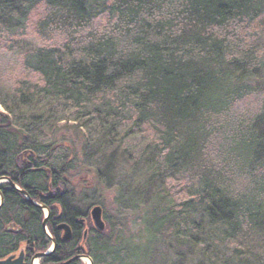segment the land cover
I'll use <instances>...</instances> for the list:
<instances>
[{
    "label": "trees",
    "instance_id": "1",
    "mask_svg": "<svg viewBox=\"0 0 264 264\" xmlns=\"http://www.w3.org/2000/svg\"><path fill=\"white\" fill-rule=\"evenodd\" d=\"M263 16L264 0H0V50L31 76L0 87V165L25 154L90 167L93 190L148 202L147 253L163 245L165 264H264V108L233 114L264 90L260 47L239 32ZM57 132L79 134L81 150ZM182 173L192 185L176 200L168 183ZM105 230V264L141 259Z\"/></svg>",
    "mask_w": 264,
    "mask_h": 264
},
{
    "label": "flooded vegetation",
    "instance_id": "2",
    "mask_svg": "<svg viewBox=\"0 0 264 264\" xmlns=\"http://www.w3.org/2000/svg\"><path fill=\"white\" fill-rule=\"evenodd\" d=\"M25 157L16 155L12 169L0 165V262L105 264L106 230L93 226L91 204L59 185L64 172L71 183V170ZM26 175H42L44 187Z\"/></svg>",
    "mask_w": 264,
    "mask_h": 264
},
{
    "label": "rangeland",
    "instance_id": "3",
    "mask_svg": "<svg viewBox=\"0 0 264 264\" xmlns=\"http://www.w3.org/2000/svg\"><path fill=\"white\" fill-rule=\"evenodd\" d=\"M37 17L36 12L31 16L30 21L35 20ZM245 31V33H244ZM241 32L242 38L246 44H256L260 48L257 49L258 59L261 60L264 66V16L256 20L255 23L251 24L248 28L239 30ZM33 30L31 26L27 28V36L35 42L40 44H48L44 42L39 36L32 34ZM15 50L10 51L5 47L0 50V87L3 89L14 88L19 80L24 78H31L22 69L21 57L15 52ZM264 71V68H263ZM264 81V80H263ZM261 83V82H260ZM264 108V90L259 89V91L253 95H249L244 100L236 104L233 114L244 117L251 116L258 113ZM0 112H3V108L0 105ZM264 121V113L260 115ZM56 141H68L72 144L74 149L78 150L82 148L81 138L79 134L75 132H57ZM122 168L121 158H117L115 162V167ZM118 173L114 180L123 181L125 179L124 174ZM101 174H105V170L101 171ZM106 176V175H105ZM179 180L174 182H169V192L173 197L177 199L186 198V192L191 188L192 182L185 173L178 176ZM94 178L90 167L81 165L78 169H74L71 173V182L73 186L74 193L81 195L86 199L92 206L96 204L101 207L102 215L104 216L105 229H110L113 233V237H118L119 240L124 242L126 248L135 254L143 255L141 259L129 256L128 258L124 255H110L106 258V264H120L124 258V264H165L166 262L173 261L172 253L168 254L165 251V247L161 244L150 246L149 248L144 232L148 225V220L151 218L152 212L148 202L142 203L139 201L126 202L120 198L117 190L114 186L108 188V184L101 189L93 190ZM107 183V182H106ZM137 183V182H136ZM80 189H85V192H81ZM81 193H80V192ZM129 204V205H128ZM93 207V206H92ZM91 207V208H92ZM149 208V209H148ZM108 236V234H107ZM157 248V249H156ZM143 252H146L145 254ZM167 252V253H166ZM132 253V255H134ZM193 259L195 257H192Z\"/></svg>",
    "mask_w": 264,
    "mask_h": 264
},
{
    "label": "water",
    "instance_id": "4",
    "mask_svg": "<svg viewBox=\"0 0 264 264\" xmlns=\"http://www.w3.org/2000/svg\"><path fill=\"white\" fill-rule=\"evenodd\" d=\"M91 219L93 226L98 231H102L105 229V223L102 220V209L100 206L95 205L91 208ZM0 264H17L16 262L12 263L11 258L7 259L6 261L0 262Z\"/></svg>",
    "mask_w": 264,
    "mask_h": 264
}]
</instances>
